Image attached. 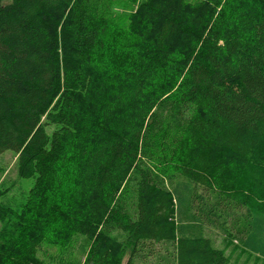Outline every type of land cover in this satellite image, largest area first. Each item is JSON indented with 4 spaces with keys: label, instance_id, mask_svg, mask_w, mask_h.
I'll list each match as a JSON object with an SVG mask.
<instances>
[{
    "label": "trees",
    "instance_id": "1",
    "mask_svg": "<svg viewBox=\"0 0 264 264\" xmlns=\"http://www.w3.org/2000/svg\"><path fill=\"white\" fill-rule=\"evenodd\" d=\"M111 3L0 0V155L36 177L21 212L0 203V264H44L50 225L84 264H264V0H131L117 43ZM204 199L245 213L240 250Z\"/></svg>",
    "mask_w": 264,
    "mask_h": 264
},
{
    "label": "rangeland",
    "instance_id": "2",
    "mask_svg": "<svg viewBox=\"0 0 264 264\" xmlns=\"http://www.w3.org/2000/svg\"><path fill=\"white\" fill-rule=\"evenodd\" d=\"M137 4H132L131 0H112L111 8L108 9L109 16L113 20L115 28L113 29V40L120 42L122 40H129V33L124 32V24L127 17L137 9ZM126 25V24H125ZM178 120H176L171 132L168 133L167 139L163 143V156L168 162V155L173 152L172 140L179 134ZM56 129L55 126L48 128L47 133L49 136ZM36 177L22 178L19 174L18 155L13 151H7L0 155V203L3 206H8L16 212H21L23 204L28 200L29 192L34 186ZM66 187V183H65ZM63 203L71 199V194L68 188L57 193L55 198ZM55 198L53 200H55ZM207 199H204L206 203ZM55 202V201H54ZM53 202V203H54ZM52 203V202H51ZM213 205L206 203L203 207L206 216V230L207 234L211 238L215 248L220 251H227L230 254L232 250L238 248L241 249V243L239 241V235L241 233L242 226L246 220L245 213L242 214L241 219L239 217L225 218L220 216L217 207L213 209L215 200L212 201ZM53 213V212H52ZM55 216V213H53ZM51 224L59 223L60 221L51 216ZM2 224L0 223V229ZM58 227L50 225L46 229L49 232L47 242L43 245L41 258L44 260V264H84L86 251L89 249V243L82 238L69 237L68 233H65L63 237H56L58 233ZM17 232H21V228L15 226L12 228ZM67 231L65 228L62 232ZM14 232V231H13ZM70 238V239H68ZM251 258L246 255L241 257L240 253H236L231 260L232 264H246L249 261L253 264V256ZM61 259L65 260L61 262ZM248 264V263H247Z\"/></svg>",
    "mask_w": 264,
    "mask_h": 264
}]
</instances>
